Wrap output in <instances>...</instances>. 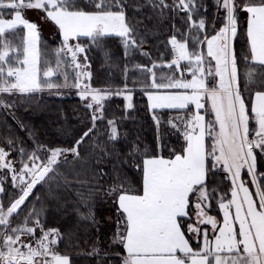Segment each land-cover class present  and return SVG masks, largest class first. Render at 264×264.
<instances>
[{
	"label": "snow or ice",
	"instance_id": "snow-or-ice-1",
	"mask_svg": "<svg viewBox=\"0 0 264 264\" xmlns=\"http://www.w3.org/2000/svg\"><path fill=\"white\" fill-rule=\"evenodd\" d=\"M29 12L54 27L56 47H42ZM111 39L125 59H148L131 86L127 64L122 86L92 84L90 53L111 67ZM68 88L86 110L69 146H49L18 121L26 137L0 134V264H72L75 234L50 226L48 211L66 207L61 192L73 184L87 187L74 211L93 230L87 254L98 264H264V0H0V108L14 107L6 95ZM137 91L150 145L120 128ZM117 97L122 114L109 115ZM106 158L117 161L111 174L89 163ZM98 203L112 214L98 218Z\"/></svg>",
	"mask_w": 264,
	"mask_h": 264
},
{
	"label": "trees",
	"instance_id": "trees-1",
	"mask_svg": "<svg viewBox=\"0 0 264 264\" xmlns=\"http://www.w3.org/2000/svg\"><path fill=\"white\" fill-rule=\"evenodd\" d=\"M211 4V0H209ZM145 12L148 10L145 9ZM151 22L149 27L152 26ZM179 25V21H177ZM165 26H168V22L165 21ZM163 38V37H161ZM42 47L44 44L49 49L55 45L48 37H42ZM155 39L149 38V45L156 44ZM148 45V46H149ZM108 48L111 50L113 56L111 61V67L104 65L100 55L98 53H90L91 58V71L93 73L92 84L94 87H103L105 85L122 86L124 79L123 68L125 64L128 67V83L131 86L134 73L138 71L135 69L136 64H147L148 59L141 55L134 54L129 59H125L123 49L120 47L116 39H111L107 42ZM237 51H244V42L238 40ZM151 50V49H150ZM156 53L153 52V56ZM136 61V63H135ZM243 67V65L241 66ZM136 77H134L135 79ZM4 99L13 104L14 107L10 109L0 108V134H8L10 127L11 133L26 137L25 132H21L18 122H22L28 128L35 132L39 140L52 147H67L76 138H78L84 130L86 125L83 123L86 117V110L84 109L82 102L78 96L71 95L68 97L59 96L55 93H51L47 90L34 93L28 96H5ZM136 110L129 114V118L125 119L120 125L121 131H127L129 133V140H135L139 136L140 141L145 144H152L154 129L152 126L151 118L144 107V98L140 92L137 91L135 95ZM123 100L112 99L109 102V115L115 113L117 116L122 114ZM119 106V109L117 108ZM14 114L15 120L12 119ZM172 143L177 144L175 138H172ZM122 145H117L121 147ZM90 151L88 145H85L81 152L84 155ZM89 163L93 168H103L105 172L111 174L112 165L117 163L115 159L106 158L105 161L96 165L93 160H89ZM79 168V165H76ZM61 171L66 172L61 169ZM124 172L128 174L130 181H135L138 177L134 172L125 167ZM89 175V173L87 174ZM82 179L85 177H81ZM87 179L91 180V176H87ZM107 187L110 180L108 177H104ZM76 190L87 192V187L81 188L80 185L73 184L71 189L67 192H61V200L69 201L65 208L57 209L56 205L50 204L48 211V224L50 226L59 227L63 232L69 234H75L77 245L68 247L67 251L71 253L72 264H98L97 258L89 256L88 245L90 243L89 236L92 234V229L86 227L85 222L79 221L74 211V207L78 200L76 196ZM104 204H97V216L103 219L102 209ZM103 228V229H102ZM101 234L107 236L111 232V226L104 225L101 227ZM85 241H88L85 243ZM67 244V241H65ZM65 244L61 247L64 248ZM115 264V262H113Z\"/></svg>",
	"mask_w": 264,
	"mask_h": 264
},
{
	"label": "rangeland",
	"instance_id": "rangeland-1",
	"mask_svg": "<svg viewBox=\"0 0 264 264\" xmlns=\"http://www.w3.org/2000/svg\"><path fill=\"white\" fill-rule=\"evenodd\" d=\"M28 18L31 21H34V22H36L39 25L40 30H41V38L42 37H48L52 41H54L55 45L52 48L56 47L59 44L60 37L56 34L54 27L50 23H45V22L41 21L40 18H39V15L37 13H35V12H29L28 13ZM145 50H150V47L148 45H146L145 46ZM244 51H246L245 48H244ZM153 57H155V56H153ZM135 63H136V61H135ZM53 66H54V64H53ZM242 70H243V67H242ZM63 72H64V69H63V67H61V69L58 72V76L56 78L62 81L63 80ZM71 75H72L71 71H69L70 78H71ZM139 76H140L139 72L134 73L133 80H134V77H136L135 79H138ZM61 91H62L63 94H57V95L65 96V97H68V96H71V95L78 96L76 94V90L75 89L68 88V89H62ZM51 93H54V92H51ZM114 99L122 100V98H119V97L114 98ZM69 168H70V165H65V166H63L62 169L66 171L65 172L66 174L71 176V173L68 172ZM87 176H91V173L89 172V175H87ZM102 211H103L102 212V217L103 218H106L107 216L112 214L111 208L109 206H107V205L103 206ZM109 225H110V223H109ZM101 231H103V230H101ZM90 246H91V242L88 245V252L90 251Z\"/></svg>",
	"mask_w": 264,
	"mask_h": 264
}]
</instances>
